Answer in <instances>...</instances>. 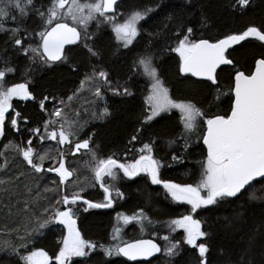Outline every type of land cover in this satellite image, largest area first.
I'll return each instance as SVG.
<instances>
[{"label":"snow or ice","instance_id":"snow-or-ice-1","mask_svg":"<svg viewBox=\"0 0 264 264\" xmlns=\"http://www.w3.org/2000/svg\"><path fill=\"white\" fill-rule=\"evenodd\" d=\"M117 0H49L48 4L36 7L34 0H0V33H8L9 39L17 50L25 54L31 52L30 59L39 58L45 64L67 60L65 45L83 43L92 57H98L100 53L88 43L91 39L89 25L96 22L97 26L103 22L111 25L115 33V39L124 48L133 45L141 32L139 22L149 16L154 9L147 7L135 9L123 19L117 22L115 6ZM250 0H236L233 7L247 6ZM32 13L41 21L40 31L29 33L24 26V18ZM172 19L171 16L168 17ZM206 19V18H205ZM14 26L9 27V24ZM196 29L185 24L177 25L174 46H169L168 51L178 56L177 71L184 78L198 77L210 82V87L216 89V100L225 95L218 81V69L223 65L232 67L233 74L228 89L230 100L229 110L223 114L210 113L204 107L198 106L191 99L174 97L166 81L161 77L159 69L154 64V57L150 51H145L133 62V67L150 81L148 94L144 98L146 110L142 113L141 127L130 138L129 143L139 142L138 150L134 149V155L128 158L125 151L123 158L114 154L99 156L91 147L92 136L80 139V133L86 126V121L78 118H70L66 115L65 102L60 100V106H54L51 111L46 108V102L56 101V97L44 95L39 100V108L48 113V118L36 127L27 129L29 135L26 142L13 145L16 154L22 158L29 172L33 176L44 173H55L59 177V194L54 202H50L43 208L41 214L32 212L26 217V222L21 227L9 229V232L17 233L16 243L12 240L0 241V252L8 251L10 255L17 257V264H70L73 257H86L99 248L105 256L122 254L131 260L138 257H152L155 253L163 252L168 257L179 254L182 242L192 246L198 251L199 264H208L207 253L209 246L203 239L208 233L203 228V222L197 218L198 210L205 206L216 205L228 199L239 198L248 192L256 183L261 184L260 196L255 191L248 192L249 200L264 202V53L254 58V63L245 69L231 58L229 51L233 45H238L249 37L264 42V24H250L242 31L231 32L222 36L209 35L207 38L196 36ZM39 37L35 45H24V36ZM264 46V44H262ZM7 65L8 61L4 60ZM75 67V66H74ZM11 67L0 68V136L5 134L6 126L19 131L21 121L27 123L29 118L22 116L13 106V98L22 100H35L34 93L29 89L27 82L6 83V74L14 72ZM88 87L95 97L103 99V89L106 88L114 95L131 96L132 92L127 88L113 86L109 79V73L104 69L93 68L91 75H86L80 81L79 92ZM75 95V93L73 94ZM72 96L68 100H72ZM10 110H12L10 112ZM178 110L182 125L178 138L169 140L174 144L177 139L184 140V149L190 148L191 135L198 129L201 135L197 140H202L206 146L200 163L199 178L193 183H177L173 180L161 179L160 169L163 161L154 155L155 140L140 141V133L145 126L150 125L161 113ZM78 116V113L75 114ZM111 115L110 108L106 105L99 112H93L95 119L103 120ZM11 117L10 120L8 117ZM40 142L55 141L57 145L67 146L72 155L86 152L89 159L86 161L92 175V186L98 185L103 190V202H95L86 199L85 187L75 185V190L68 191L66 182L74 176L76 170L67 166L66 153L58 150L55 155L51 149L38 152L33 147V139ZM11 143V142H10ZM8 147V145H5ZM3 153H0L2 156ZM173 161L181 160L180 156L173 154ZM45 161H49L45 167ZM5 159L0 168L7 166ZM132 178L141 173H146L152 184L163 185L172 201L181 202L188 206L187 211L170 218L166 222L169 233L183 230L182 241L172 240L170 235H164L166 242L163 249L154 239H137L131 242H121V227H113L112 239L116 241L108 245L97 244L87 240L81 233L77 224L80 202L87 205L88 209L110 208L114 203V196L123 198L124 192L115 185L119 174ZM24 173H20L15 179L19 180ZM106 179L111 183H106ZM9 180H0V191L17 195L18 184ZM25 191L32 193L33 188L24 185ZM48 189H46L47 191ZM41 199V193L36 191L31 200L23 201V210L30 211ZM11 208V205H8ZM123 221L126 225L135 221L141 225L143 231L144 222L149 224V219L143 208L137 209L131 215L117 213V222ZM57 226H62V233L58 238V251L54 255L43 247H36L35 240L44 233ZM0 231H3L0 229ZM155 235V233H154Z\"/></svg>","mask_w":264,"mask_h":264},{"label":"trees","instance_id":"trees-1","mask_svg":"<svg viewBox=\"0 0 264 264\" xmlns=\"http://www.w3.org/2000/svg\"><path fill=\"white\" fill-rule=\"evenodd\" d=\"M34 2L36 7H40L41 4H48L49 0H34ZM234 4L236 0H120L115 11L117 22H122L127 14L135 9L147 7L154 9L148 17L139 22L141 32L133 45L124 48L115 39V33L107 22L101 23L99 27L96 22H92L88 29L91 36L88 43L100 55L90 56L83 43L78 42L67 48V60L51 64H45L39 58L30 59L31 52L25 54L18 51V46L12 44L9 34L0 33V68L15 69L14 72L6 74V83L10 85L27 82L36 97L35 100L13 98L14 109L22 116H27L29 122L21 121L19 131L6 126L5 134L0 141V153H3L0 156V164H4L5 159L8 161L6 167L0 168V180L7 181L12 178L11 183L19 185L16 189L18 194L12 195L11 198L9 193L0 191V229L3 230L0 231V241L12 240L19 243L17 233H10L9 229L20 226L22 235V226L26 222V217L32 212L41 214L43 208L51 202L54 189L57 188L59 192L62 187L58 185L57 180L52 182V178H49L47 173L40 176L31 175L13 147L17 143L27 141L29 135L27 129L40 125L48 118V113L39 108V100L44 95L57 98L55 102L52 100L46 102L48 111L54 106H60L59 102L63 100L66 115L86 121L79 138L83 139L91 135L93 137L91 147L99 156L114 154L123 158L127 151L128 158L131 159L134 149L138 150L141 146L139 142L129 143V141L136 133V129L141 127L142 113L147 107L144 98L148 94L150 84L133 67V62L138 55L147 50L152 53L153 62L174 97L191 99L210 113L223 114L229 110L230 105L228 89L232 82V67L226 65L218 70L219 87L225 95L216 100V89L210 87V82L196 80L190 76L184 78L178 74V56L169 52L168 47L174 46L177 25L180 24L192 26L197 30L195 35L204 38L209 35L218 37L239 32L250 24H264V0H250V3L243 7H233ZM169 16L172 17L171 20L168 19ZM40 25L39 17L32 13L24 18V26L30 34L40 31ZM12 26L14 25L10 23L9 27ZM23 40L25 46L35 45L39 42V37L24 36ZM262 44L251 37L230 51L231 58L247 69L253 65L254 58L264 53ZM4 60L8 61L7 65ZM93 68L107 71L114 87L118 85L121 88L127 87L132 95H114L104 88V97L100 99L95 97L87 86L77 92L80 81L86 75H91ZM69 96L73 97L70 101ZM106 105L110 108L111 115L103 120L93 118L92 113L99 112ZM76 113L78 116L75 115ZM10 118L9 116V120ZM181 129L179 112L173 110L160 115L150 125L145 126L139 138L140 141L145 142L155 140L154 155L157 159L167 162L165 171L160 176L161 179L173 180L177 183H193L197 180L199 162L205 154V148L201 140L193 139L192 136L188 150L184 149L182 138L170 145L169 140L178 138ZM33 140V147L38 150L40 147L35 138ZM51 145L57 147L55 142H51ZM61 148L64 151L67 149V153L71 155L70 170H76L74 176L69 177L66 182L68 191L75 190V185L84 186L86 199L103 202V190L98 185L92 186L91 170L86 163L89 157L86 152L82 150L72 155L67 146ZM173 154L180 156L181 160L173 161ZM49 164V161H45V167ZM20 173L24 175L16 180ZM181 175L185 179H181ZM119 179L127 195L119 198L113 194L114 203L110 208H90L85 212L83 209L87 205L83 202L78 204V227L85 239L98 245L111 244L114 241L113 227L117 225V213L122 211L132 214L137 209L143 208L152 221L149 224L151 229L143 235L138 232L136 237L153 238L162 249L166 243L162 237L166 234L170 235L172 240L182 241L181 232L169 233L165 225L170 218L179 215L181 211L186 212L188 208L186 204L172 201L163 186H154L150 179L147 181L144 176L133 180L120 173ZM52 183H56L57 186L54 188ZM106 183L111 181L106 179ZM24 185L33 188L31 194L25 191ZM36 191L41 193L39 203L30 211L23 210V201L31 200ZM252 191L260 196L261 184H254L248 190V192ZM248 192L240 195L239 198L228 199L198 210L196 215L201 219L203 228L208 233L203 239V242L209 246V252L206 254L208 264H264V202L249 200ZM8 205H11V208ZM132 223L130 229L137 228ZM61 233L62 226L45 230L35 240V246L43 247L49 255H54L58 251L57 243ZM0 264H17V257L10 255L7 250L0 252ZM70 264H199V257L198 251L182 242L181 250L175 257H168L161 252L149 261L130 262L119 254L105 256L102 250L97 248L86 257H74Z\"/></svg>","mask_w":264,"mask_h":264},{"label":"rangeland","instance_id":"rangeland-1","mask_svg":"<svg viewBox=\"0 0 264 264\" xmlns=\"http://www.w3.org/2000/svg\"><path fill=\"white\" fill-rule=\"evenodd\" d=\"M150 82V81H149ZM176 111H178V110H176ZM168 113V112H167ZM162 114H164V113H161V115ZM8 119H9V117H8ZM200 134H201V131L198 129L194 134H192L191 136L193 137V139H196L197 140V137L198 136H200ZM1 138H2V136H0V141H1ZM35 140H36V142H37V144H38V146L40 147L39 149H38V152H40V151H44L45 149H51V154L52 155H55L56 154V152L58 151V150H63L62 148H61V146L60 145H57V147H55L56 145H51V142H54V141H45V142H40V141H38V139H36L35 138ZM33 143H34V140H33ZM56 143V142H55ZM65 152H66V160H67V166L69 167V169H70V166L72 165V160H71V155L70 154H68L67 153V149L65 150ZM21 158V157H20ZM22 159V158H21ZM163 161V160H162ZM167 165L165 164V162L163 161V166L161 167V169H160V172L161 173H163L165 170H164V168L166 167ZM160 173V174H161ZM49 174V178H52V182L53 181H55L56 182V180H57V182H58V185H59V177H58V175L57 174H55V173H47V175ZM55 175H57V177H55ZM54 176V177H53ZM154 186H158V185H156V184H153ZM52 186L55 188V186H57V184L56 183H52ZM60 186V185H59ZM167 191V190H166ZM58 194H59V192L57 191V188H55L54 189V192H53V195H52V199H51V202H54L55 201V199H56V197L58 196ZM181 213H183L182 211L180 212V214ZM198 218V217H197ZM199 219V218H198ZM116 223H117V226H120L121 227V231L124 229V227H123V221H119V224H118V222H117V216H116ZM178 232H181L182 234H183V230H177ZM122 233V232H121ZM124 234V233H123ZM128 239V238H127ZM120 241L121 242H124L125 241V237L122 235V234H120ZM116 241H113L112 243H115ZM74 258V257H73ZM72 258V259H73Z\"/></svg>","mask_w":264,"mask_h":264},{"label":"flooded vegetation","instance_id":"flooded-vegetation-1","mask_svg":"<svg viewBox=\"0 0 264 264\" xmlns=\"http://www.w3.org/2000/svg\"><path fill=\"white\" fill-rule=\"evenodd\" d=\"M147 81H149L148 80V78L147 77H145V76H143ZM206 153V152H205ZM165 164L167 165V162H165ZM200 171V170H199ZM161 173V172H160ZM162 174V173H161ZM161 174H160V176H161ZM146 177V179H147V181L149 180V178L147 177V174L146 173H141V174H139L138 176H136V177H132V178H129V179H137V178H139V177ZM197 176V178H199V172H198V174L196 175ZM181 179H185V178H183L182 177V175H181ZM198 180V179H197ZM115 185L117 186V187H119L120 189H121V191H123L124 192V197L127 195V193L124 191V189H123V185L121 184V180L120 179H118L117 181H115ZM163 186V185H162ZM166 193H167V191H166ZM123 197V198H124ZM119 213H122V214H128V213H126V212H122V211H120ZM146 213V212H145ZM147 214V213H146ZM129 215H131V214H129ZM131 223H132V221L131 222H129L128 224H124L123 223V227H124V229L121 231L122 233V235L126 238L125 239V241L126 242H130V241H132V240H135V239H139V238H142V236H140V237H136V234L139 232L140 233V235H143L146 231H148V230H150L151 229V226H149V223L147 222V221H145L144 222V228H143V231L141 230V225L140 224H138L137 222H134L133 221V223L136 225V227L137 228H132V229H130V226H131ZM132 223V224H133ZM143 232V233H142ZM124 233V234H123ZM128 238V239H127Z\"/></svg>","mask_w":264,"mask_h":264},{"label":"water","instance_id":"water-1","mask_svg":"<svg viewBox=\"0 0 264 264\" xmlns=\"http://www.w3.org/2000/svg\"><path fill=\"white\" fill-rule=\"evenodd\" d=\"M120 0H117L116 4L119 2ZM116 7V6H115ZM251 37L247 38L246 40L250 39ZM245 40V41H246ZM242 42L244 41H241L238 45H240ZM264 44V42H262ZM238 45H233L232 48L229 50L231 51L232 49H234L236 46ZM70 46H73V45H65V49H67V47H70ZM59 62V61H57ZM55 62V63H57ZM223 66H226V65H223ZM222 67V66H221ZM219 70V69H218ZM196 80H200V81H205L204 78H198V77H194ZM206 148V146H204ZM141 239H144V240H148V239H153V238H141ZM137 240V239H136ZM155 240V239H154ZM157 242V241H156ZM158 243V242H157ZM159 244V243H158ZM162 248V247H161ZM122 257H124L122 254H120ZM160 255V253H155L152 257H147V258H144V257H138L136 260H131L129 259L128 257H124L126 258L127 260L129 261H132V262H136V261H149L151 260L152 258H154L155 256H158Z\"/></svg>","mask_w":264,"mask_h":264}]
</instances>
